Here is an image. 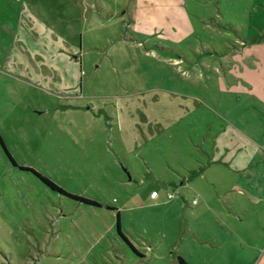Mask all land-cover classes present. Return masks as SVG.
Masks as SVG:
<instances>
[{"label": "rangeland", "instance_id": "rangeland-1", "mask_svg": "<svg viewBox=\"0 0 264 264\" xmlns=\"http://www.w3.org/2000/svg\"><path fill=\"white\" fill-rule=\"evenodd\" d=\"M50 1L39 47L0 24V264H264V3Z\"/></svg>", "mask_w": 264, "mask_h": 264}, {"label": "crops", "instance_id": "crops-1", "mask_svg": "<svg viewBox=\"0 0 264 264\" xmlns=\"http://www.w3.org/2000/svg\"><path fill=\"white\" fill-rule=\"evenodd\" d=\"M76 1L77 0H73L75 4H76ZM89 1L92 4V0H89ZM94 1L97 4L96 6L91 5V8H90V10H92L91 14H95V10L98 9L101 14L104 11L105 16L104 15L101 16L103 18L120 15L118 19V24L114 22V25L110 26L111 33L114 30L117 33L121 30H125V27L122 23V21H124L123 19L125 18L124 16L125 11L126 10L128 11V16H129L133 12V10L136 9V5H137L136 0H134V2L128 1L126 3L127 8L125 9L122 8L121 10L120 7L122 5H119L117 7L118 10H114V9L111 10L110 6L114 2H116V0H106V6H104L103 0H94ZM261 1L264 3V0H261ZM50 2H51L50 0H0V24L3 26L10 25L11 29L13 28L21 29V33H23L22 35L24 36V38L26 40H30L31 43H33L35 46H38V44H43L44 39H46L45 34L46 33L52 34V31H53L52 29V26H53L52 17L53 16L51 14V10H53L51 5H53V3L50 4ZM29 3L31 7L29 6ZM36 10L39 11V13L41 14V17H42L41 20L35 17L34 12ZM261 13H263V11ZM68 31L69 32L71 31V27H68ZM33 33L35 34L34 36H32ZM136 33H140V32L138 31ZM46 36L48 38V35ZM49 38H51V41L53 40L52 36H50ZM128 38L131 39V37H128ZM47 43L48 44L51 43V44L42 47L41 52L46 58L42 62L46 63L47 65L46 67L51 72L54 70V68L59 69L58 66L62 65L64 69L63 71L59 72L60 73L59 76L61 78L56 80V77H54L53 80L56 81V83L60 81L61 86L63 85L66 88H70V86L74 84L75 80L76 82L79 80L78 78L79 77V67H78L79 60L75 58L76 57V55L74 54L75 47L73 43L71 45L69 44L68 46L67 44L64 43V40H57V43L56 42H47ZM60 46H63L64 48L67 47L68 50L62 51ZM36 61L39 63H42L41 61H38V60ZM249 136L252 142H258V139L256 138V136H253L252 133ZM171 184H175V183L172 182ZM157 196L155 198L149 197V199L151 201L152 200L156 201ZM154 203H157V201Z\"/></svg>", "mask_w": 264, "mask_h": 264}, {"label": "trees", "instance_id": "trees-1", "mask_svg": "<svg viewBox=\"0 0 264 264\" xmlns=\"http://www.w3.org/2000/svg\"><path fill=\"white\" fill-rule=\"evenodd\" d=\"M40 178L46 182L49 186H51L52 188L58 190L59 192H62L64 194H67L69 195L70 197L72 198H75L77 200H80V201H84V202H87V203H95L94 201L90 200V199H87V198H84V197H81V196H78V195H74V194H71V193H67L66 191H64L61 187H59L58 185H56L54 182H52L51 180H49L48 178L44 177V176H40ZM178 260L180 261V263L182 264H187L181 257H178Z\"/></svg>", "mask_w": 264, "mask_h": 264}, {"label": "built area", "instance_id": "built-area-1", "mask_svg": "<svg viewBox=\"0 0 264 264\" xmlns=\"http://www.w3.org/2000/svg\"><path fill=\"white\" fill-rule=\"evenodd\" d=\"M157 196V191L155 190V189H153V190H151L150 192H149V197L150 198H155ZM173 197V193H167V195H166V198L167 199H171ZM192 202L194 203L195 202V198L194 199H192Z\"/></svg>", "mask_w": 264, "mask_h": 264}]
</instances>
